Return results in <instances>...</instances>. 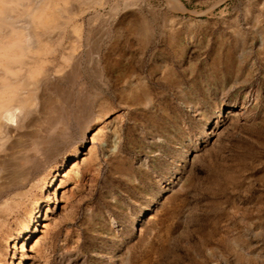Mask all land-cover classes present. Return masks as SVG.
<instances>
[{
	"label": "rangeland",
	"instance_id": "1",
	"mask_svg": "<svg viewBox=\"0 0 264 264\" xmlns=\"http://www.w3.org/2000/svg\"><path fill=\"white\" fill-rule=\"evenodd\" d=\"M16 57L0 264H264V0H0Z\"/></svg>",
	"mask_w": 264,
	"mask_h": 264
},
{
	"label": "bare ground",
	"instance_id": "2",
	"mask_svg": "<svg viewBox=\"0 0 264 264\" xmlns=\"http://www.w3.org/2000/svg\"><path fill=\"white\" fill-rule=\"evenodd\" d=\"M18 61H19V59L17 57L13 58V61L11 60V61L5 62V61L0 60V69L3 71L2 72L3 74L0 75V82H3L2 84H0V132L1 133H2V130L6 128L5 127L6 124L11 125L14 122H17V118L20 116L22 109H23L24 101H23L22 91L14 89L15 86L11 85L12 84L11 82H10L11 84H9V82H7L8 81L7 80L8 72L15 69L14 65H16ZM11 63L14 65H11ZM20 80H21V78H20ZM15 82L16 83H14V84L18 83V81H15ZM24 82H25V80H24ZM30 83H32V82H30ZM20 84H22V83L20 82ZM33 85H35V84H33ZM29 94H31V93H29ZM30 98H31V96H30ZM0 145H1V141H0ZM35 148H37V146H35ZM53 182H54V178H52L49 181V183L47 185L48 188L53 187L52 186Z\"/></svg>",
	"mask_w": 264,
	"mask_h": 264
}]
</instances>
